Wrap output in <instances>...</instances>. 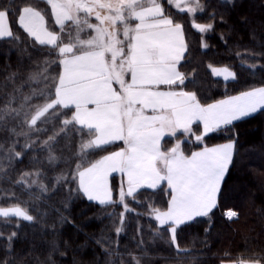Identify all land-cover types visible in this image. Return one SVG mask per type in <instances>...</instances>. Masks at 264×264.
I'll return each instance as SVG.
<instances>
[{
  "label": "snow or ice",
  "instance_id": "6c2138e0",
  "mask_svg": "<svg viewBox=\"0 0 264 264\" xmlns=\"http://www.w3.org/2000/svg\"><path fill=\"white\" fill-rule=\"evenodd\" d=\"M43 3L50 6L61 32L65 31V22H72L66 40L47 30L45 15L38 10V5L30 3L18 10V24L40 45H50L56 50L54 54L63 65V72L55 77L44 75L49 63L46 61L39 78L50 81L45 85L47 90L21 94L19 101L11 96L0 105V131L9 132L12 137H25L20 150L16 148L18 139L0 140V172L11 168L13 161L20 160L25 151H35L32 133L49 131L44 125L52 124V116H56L62 120L63 127L57 130L53 125L51 135L41 141L47 162L57 161L56 137L60 132H67L71 125V130L80 133L82 138L88 137L77 153L81 162L76 164L72 179L78 180V190L89 200L101 204L113 202L107 179L111 172L127 175V193L123 190L119 193L122 204L125 195L131 196L135 188L145 183L155 188L166 181V187L171 190L170 206L163 212L153 209V214L161 226H168L175 244L177 226L197 216H207L217 206L221 182L232 163L234 144L206 147L185 156L179 143L162 151L161 140L165 134L174 136L178 130L188 132L194 121H203V132L207 134L264 109V87L207 107L199 104L194 92L159 90L160 85L171 88L184 84L185 75L178 65L186 45L182 25L174 24L164 15L157 0H43ZM169 3L193 16L203 11L200 0H169ZM96 9H107L103 16L95 11L99 25L88 19ZM80 12L86 15L82 18ZM10 14L8 8H0V37H14L7 23ZM130 21L137 23L133 25ZM194 27L203 33L212 24H194ZM85 28L93 30L95 35L81 39L80 32ZM213 73L223 75L225 80L236 79L235 73L227 68H213ZM29 79L37 80L38 75L33 74ZM114 82L119 85V91L113 88ZM34 97H42L43 103H31ZM49 110H53L51 115H46ZM146 110L153 114H146ZM196 139L202 140V137ZM115 140L124 141L126 150L106 155L94 163L86 162L87 149H101ZM42 179L43 173L37 168L23 172L15 183L27 188L38 186L43 193L48 189ZM67 179L61 175L56 182ZM226 215L232 219L238 213L229 210ZM0 217L34 219L19 206H0ZM176 248L179 250L178 244ZM133 261L139 264V259L133 257ZM228 264H264V256L237 257Z\"/></svg>",
  "mask_w": 264,
  "mask_h": 264
},
{
  "label": "trees",
  "instance_id": "16d2710c",
  "mask_svg": "<svg viewBox=\"0 0 264 264\" xmlns=\"http://www.w3.org/2000/svg\"><path fill=\"white\" fill-rule=\"evenodd\" d=\"M200 2L203 11L195 16L175 12L163 2L166 13L183 26L186 35L188 50L180 65L185 75L182 87L194 92L205 106L264 87V0ZM30 3L48 11L40 0H0V8L10 10L12 31L18 37L0 40V105L11 96L19 101L18 96L28 92L33 67L50 61L52 70L61 72L56 50L35 43L18 24V10ZM194 24H212V28L201 33ZM213 68H227L236 79L225 80ZM71 129L57 139L63 156L67 152L64 145L71 139L85 138ZM194 130L202 135L200 125ZM7 138L18 139L16 148L21 149L20 136L0 131V140ZM229 141L235 142V152L217 206L208 216L177 227L175 244L168 226H160L152 217L153 209L169 207L166 185L141 190L122 204L115 175L111 180L113 202L99 204L78 190L67 161L53 168L42 160L43 154L35 160L36 145L35 151H25L11 168L0 172V206H20L34 217L32 221L0 217V264H135L133 257L139 264H223L237 257L264 256V109L203 136L201 142H186L182 148L188 155ZM173 145L167 139L164 150ZM123 146L108 145L89 157L100 158ZM37 168L48 189L43 196L15 183L23 172ZM61 175L68 179L57 183ZM229 210L238 216L229 219Z\"/></svg>",
  "mask_w": 264,
  "mask_h": 264
},
{
  "label": "crops",
  "instance_id": "0c3cea01",
  "mask_svg": "<svg viewBox=\"0 0 264 264\" xmlns=\"http://www.w3.org/2000/svg\"><path fill=\"white\" fill-rule=\"evenodd\" d=\"M40 1L43 2V0H40ZM101 2H104V0H101ZM157 3H159V4L161 5V7L163 8V10H164V15H165L166 17L172 19V17H170V16L166 13L162 0H157ZM47 8H48V11H45V10H43V9H41V8H38V10H40V11L42 12V14L45 15V20H46V25H45V26H46L47 30H48V31H52V32H54L55 34H57L58 36H60L62 40H66V38H67V30H68V26L71 25L72 22H71V21H67V22H65V31H64V32H61V31H60V25H58V24L55 23V17H54V15H51V9H50V6L47 5ZM96 10H99L100 13H107V9H96ZM47 12H48V14H47ZM48 15H49V16H48ZM79 15L83 18L86 14H85L84 12H80ZM88 19H89L90 22L93 23V24L99 25V23H100V22H99L98 20H96V18H95V10H94V12L92 13V15L88 17ZM172 20H173V19H172ZM173 22H174V21H173ZM7 23H8V25L11 27L10 16H9V18H8ZM130 23L134 25V24L137 23V22H136V21H130ZM174 24H175V22H174ZM11 29H12V27H11ZM21 29L24 31V29H23L22 27H21ZM24 32H25V33L31 38V40H33L35 43L39 44V43L34 39V37L30 36L26 31H24ZM94 35H95V32H94L93 30H91V29H86V28H85L84 31L80 32V37H81V39H88V38H90L91 36H94ZM9 38H11V37H8V36L0 37V40H5V39H9ZM120 38H123V37L121 36ZM182 39H183L184 44L186 45V51H184V52L182 53V59L179 61V65H178V68H179V70H180L181 72H182V70H181L180 65H181V63L183 62V60H184V58H185V56H186V54H187V50H188L187 40H186V35H185V31H184L183 26H182ZM39 45H40V44H39ZM41 46L52 47V46H50V45H41ZM62 72H63V65H61V72H60V74H62ZM182 73H183V72H182ZM125 79H126V81H127V80L129 79V77L126 76ZM230 79H231V78H229L228 80H230ZM113 88L116 89L117 91H119V85H118L117 83H115V82L113 83ZM159 90H161V91H169V90H172V91H181V90H183V91L187 92V91L182 87V85H173V86H171V88H170L169 86H167V85H160V86H159ZM238 95H240V94H238ZM238 95H236V96H238ZM232 97H235V96H232ZM229 98H231V97H228V98H226V99H223V100H220V101L214 102V103H212V104H210V105H213V104H219L221 101H226V100H228ZM196 99H197V98H196ZM197 101H198V100H197ZM198 102H199V101H198ZM199 104H200L201 106H203V107H207V106H209V105H206V106H205V105L201 104L200 102H199ZM90 107H91V106H90ZM261 110H262V109L258 110L257 112H259V111H261ZM257 112H255V113H253V114H251V115H249V116H252V115L256 114ZM146 114H148V115H152L153 113H151L150 110H146ZM249 116H247V117H249ZM247 117H242V118L239 119V120H234V121H232L231 124H233V123H235V122H237V121H240V120H242V119H245V118H247ZM231 124H228V125H231ZM197 125H200L201 131H202V135H200L201 137L206 136V135H208V134H211V133H213L214 131H216L217 129H220V128L224 127V126H227V125H221V126H220L219 128H217L216 130H214V131H210V132H208L207 134H204V132H203V121H194V122L189 126V131H188V132H182V131L178 130L174 136H171V135L165 134V136H164L163 139L161 140V150H162V151H165V150H164V142H165L167 139H168V140L170 139V140H172V142H174V145H173L171 148L175 147L177 143L180 144V147H183V144L186 143V142H189V141H190V142H192V141H195V142H201L202 140H197V139H196V137H197L198 135L193 134V133L195 132L194 128H195V126H197ZM78 126H79V125H78ZM192 135H193V136H192ZM117 143H123L124 146H123V148H120V149H118V150H115L114 152H117V151H124V150H126L127 145H126V144L124 143V141H122V140H115V141H113L112 143H110V144H108V145L117 144ZM227 143H233V144H234V150H233V156H234V152H235V142H234V141H229V142H226V143H222V144H218V145H214V146H209V147H207V148H212V147L220 146V145L227 144ZM108 145H105V146H108ZM105 146H103V147H105ZM205 148H206V147H205ZM182 149H183V148H182ZM203 149H204V148L199 149V150H195L194 152H192L191 154H188V155L185 154L184 151H183L182 153H183L185 156H191L193 153L200 152V151H202ZM114 152H113V153H114ZM232 160H233V159H232ZM230 166H231V164L229 165L228 170H229ZM228 170H227V172L225 173L224 179H225V177H226V175H227V173H228ZM118 173H120V172H111V173L108 175V178H107V179H108V185H109V188H110V179H111V177H112L113 175H115V174H118ZM120 174L123 175V176H125V179H126V181H127V175H126L125 173H120ZM224 179H223V181L221 182L220 190H221V188H222V184H223V182H224ZM165 182H166V181H162V182H161L157 187H155V188H150V187H148L147 184L145 183L144 185L135 188L134 191H133V194H132V195H135L136 193H138L139 191L144 190V189H151V190L154 189V190H155L156 188L160 187V186H161L163 183H165ZM127 185H128V184H127ZM127 190H128V187H127ZM219 193H220V192H219ZM219 193H218V196H217V202H218ZM96 201H97V200H96ZM213 209H214V208H213ZM213 209H212V210H213ZM166 211H167V210H166ZM161 212H163V211H161ZM209 213H210V212H209ZM200 217H205V216H197V217L193 218L192 220L185 221L184 223L180 224L179 226H181V225H183V224H186V223H188V222H191V221H193V220H195V219H197V218H200ZM157 222L159 223L158 220H157ZM159 225H160V223H159ZM160 226H161V225H160ZM164 226H167V225H164ZM228 262H230V261H226V262H224L223 264H228Z\"/></svg>",
  "mask_w": 264,
  "mask_h": 264
},
{
  "label": "rangeland",
  "instance_id": "374dc122",
  "mask_svg": "<svg viewBox=\"0 0 264 264\" xmlns=\"http://www.w3.org/2000/svg\"><path fill=\"white\" fill-rule=\"evenodd\" d=\"M162 2H166L167 4H168V6L169 7H171L172 8V10H174L175 12H182V11H180L177 7H175L173 4H171V3H169V0H162ZM201 3V2H200ZM95 11H99V10H95ZM100 12V11H99ZM200 11H197L196 12V14H198ZM183 13H187V14H189L190 16H192V13H190V12H183ZM107 13H101V15L103 16V15H106ZM87 29V28H86ZM121 39H123V38H121ZM48 62H50V61H48ZM51 65H52V63L50 62V63H48V67H47V73H44V75H49V76H52V77H55V76H57L58 75V72H57V70L56 69H54L53 68V70H52V67H51ZM54 65H55V62H54ZM44 66H45V64L44 63H41V65L40 66H38V67H36V68H34L33 67V69L30 71L31 73L29 74L30 76H32L33 74H37L38 75V79L37 80H30L29 81V83H28V85L30 86V88H29V90H28V92L27 93H25L24 95H29V94H31V92H32V90H36L37 92H39L41 89H45V90H47L46 88H45V85L46 84H48V83H50V81H45V80H43V79H41V78H39V73L42 71V69L44 68ZM232 72V71H231ZM29 76V77H30ZM223 76V75H222ZM224 77V76H223ZM228 80V79H227ZM19 97V99L21 98V95L20 96H18ZM31 103H33V104H42L43 103V98L42 97H34L33 98V100L31 101ZM53 110H49V113L48 114H46V115H51V112H52ZM64 111H68V110H64ZM43 119V118H42ZM59 120V118L58 117H56V116H52V121H53V123L52 124H47V125H44V127L45 128H47L49 131H47V132H33L32 133V137H33V139H35V141H36V144L34 145V148L36 149V145H38V149H39V152H37L38 154H35V155H33V157H34V159L35 160H40V156H37V155H39V154H43L42 156V160H44V161H46L47 162V152L44 150H41L40 149V147H39V145L41 144V141H43V140H45V139H47V137L49 136V135H51V130H52V128H53V125H55V127H56V129L57 130H59L60 128H62L63 127V123H62V120H59V122H57ZM38 125H39V121H38ZM68 128L69 129H71L72 127H71V125L70 126H68ZM68 133H71L70 132V130H68L67 131ZM67 132H60V134L56 137V140L59 138V137H61V135H63V134H66ZM80 134V133H79ZM193 134H196L195 132L193 133ZM67 135H69V134H67ZM81 135V134H80ZM66 137V136H65ZM20 138H22L23 139V144H24V142H25V137L24 136H20ZM88 139V137L86 138H84V139H77V140H73V139H71L70 140V143H69V145H64V148L67 150V152H66V155H62L61 153H60V151H59V145L57 144L56 145V148H55V155H56V157L58 158L57 159V161L55 162V163H53V164H49L48 162V165H50V166H53V168L54 167H56V166H58V165H60V164H63V163H66V161L68 162V164L69 165H72V170H71V172H73V176L75 175V166H76V164H79L81 161H80V159H79V157H78V155H77V153H79L80 152V150H81V143L82 142H84V141H86ZM22 144V145H23ZM41 148H43V147H41ZM96 149H87V152L89 153L88 154V156L86 157V162L87 161H90V162H96V161H98V160H100V159H102L104 156H106V155H110V154H112L114 151H111V152H109V153H107V154H105L104 156H102V157H100V158H98V157H96V158H90L89 156L91 155V154H94V153H96V151H95ZM42 151V152H41ZM180 151L181 152H183V149H182V147H180ZM41 152V153H40ZM25 154V153H24ZM23 157V156H22ZM67 164V163H66ZM33 171H35V170H33ZM29 172H32V171H29ZM116 176H118V180H119V193H120V191L121 190H123L125 193H127V187H128V183H127V181H126V179H125V176H123V175H121L120 173H118V174H115ZM115 175H113V176H115ZM112 176V177H113ZM65 177H67V176H65ZM112 177H111V179H110V190H111V194H112V201H113V189H112V185H111V180H112ZM43 180V179H42ZM43 184H44V182L43 181H41ZM76 182H77V184H78V180H76ZM167 184V182H165V183H163L160 187H158V188H156V189H159V188H161V187H163L164 185H166ZM45 185V184H44ZM46 186V185H45ZM47 187V186H46ZM26 190H29V191H33V192H35V193H37L38 195H40V196H43V195H45V194H47V192L48 191H46V192H43V193H41V191H40V189H39V187L38 186H32L31 188H27V187H24ZM155 189V190H156ZM154 190V189H153ZM170 190V189H169ZM171 191V190H170ZM82 192V191H81ZM140 192V191H139ZM138 192V193H139ZM83 193V192H82ZM137 194V193H136ZM135 194V195H136ZM135 195H131V196H128L127 194L125 195V197H124V200L126 199V198H130V197H133V196H135ZM91 201H93V202H96V203H99V201H96V200H91ZM218 203V202H217ZM99 204H101V203H99ZM105 204H109V203H104L103 205H105ZM170 206V205H169ZM20 207V206H19ZM22 208V207H21ZM169 208V207H168ZM215 209V208H214ZM213 209V210H214ZM168 210V209H167ZM212 210V211H213ZM159 211H166V210H159ZM211 211V212H212ZM231 211H233V210H231ZM210 212V213H211ZM209 213V214H210ZM208 214V215H209ZM207 215V216H208ZM152 217H154L155 218V216H154V214L152 213ZM2 218V217H1ZM9 218V217H8ZM16 218H19V219H22V218H20V217H16ZM236 217H233L232 219H235ZM177 227H179V226H177Z\"/></svg>",
  "mask_w": 264,
  "mask_h": 264
}]
</instances>
